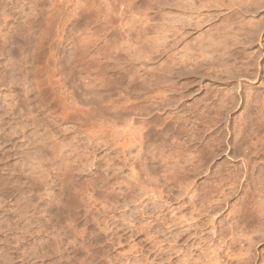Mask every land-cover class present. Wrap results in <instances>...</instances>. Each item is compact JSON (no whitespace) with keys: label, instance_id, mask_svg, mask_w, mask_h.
<instances>
[{"label":"rangeland","instance_id":"rangeland-1","mask_svg":"<svg viewBox=\"0 0 264 264\" xmlns=\"http://www.w3.org/2000/svg\"><path fill=\"white\" fill-rule=\"evenodd\" d=\"M0 264H264V0H0Z\"/></svg>","mask_w":264,"mask_h":264},{"label":"bare ground","instance_id":"bare-ground-1","mask_svg":"<svg viewBox=\"0 0 264 264\" xmlns=\"http://www.w3.org/2000/svg\"><path fill=\"white\" fill-rule=\"evenodd\" d=\"M253 35V34H252Z\"/></svg>","mask_w":264,"mask_h":264}]
</instances>
